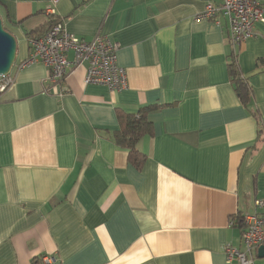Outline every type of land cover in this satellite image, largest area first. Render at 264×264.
<instances>
[{"label":"crops","instance_id":"obj_1","mask_svg":"<svg viewBox=\"0 0 264 264\" xmlns=\"http://www.w3.org/2000/svg\"><path fill=\"white\" fill-rule=\"evenodd\" d=\"M220 2L0 0L17 43L0 92V264H236L229 220L264 216V22L233 45L225 19L195 18ZM52 18L118 43L125 88L85 83L86 62L59 84L38 61L19 68ZM151 106L138 165L115 133L120 115Z\"/></svg>","mask_w":264,"mask_h":264},{"label":"built area","instance_id":"obj_2","mask_svg":"<svg viewBox=\"0 0 264 264\" xmlns=\"http://www.w3.org/2000/svg\"><path fill=\"white\" fill-rule=\"evenodd\" d=\"M56 0H53L55 3ZM264 9L259 0H222L218 5L208 3L203 11L195 15L196 19L212 21L220 25V19L227 21L230 42L238 44L253 36L256 22H264ZM29 55L18 67L23 68L36 61L49 69V81L61 83L71 69L86 62L85 83L107 86L111 90L125 88L127 76L125 70L117 63L118 43L108 37L96 35L85 41L70 34L62 23L57 22L46 33L29 38ZM72 53L69 58L68 54ZM11 83L9 73L0 76V92ZM62 92V90H61ZM264 205L256 201V206ZM242 227L240 240L243 249L226 246V259L229 263L253 264L259 246L264 245V216L253 213L241 216ZM236 217H231L230 225H235ZM54 257L44 255L42 264H52Z\"/></svg>","mask_w":264,"mask_h":264},{"label":"trees","instance_id":"obj_3","mask_svg":"<svg viewBox=\"0 0 264 264\" xmlns=\"http://www.w3.org/2000/svg\"><path fill=\"white\" fill-rule=\"evenodd\" d=\"M52 19L53 20H51V23L47 26L46 30L49 27H51V25L59 22V18L58 19L52 18ZM221 19H220V25L222 22ZM227 28H228V24H227ZM32 36H37V34H33ZM229 71L232 75V79L235 83V88L238 95L242 100L246 101L248 87L245 81H243L242 78L239 76V74H237L234 68L233 60H231L229 64ZM154 108L155 107L151 106L140 109L137 115L127 114V115L119 116L120 128L115 133V141L120 146L127 148L130 160L138 165L142 164L144 157L135 148V145L143 135L152 134V124L148 120L147 115L149 111L153 110ZM235 221L239 227H242V218L240 216L237 217Z\"/></svg>","mask_w":264,"mask_h":264},{"label":"water","instance_id":"obj_4","mask_svg":"<svg viewBox=\"0 0 264 264\" xmlns=\"http://www.w3.org/2000/svg\"><path fill=\"white\" fill-rule=\"evenodd\" d=\"M17 43L15 37L2 24L0 17V76L9 73L16 58ZM264 255L263 246L258 247V256Z\"/></svg>","mask_w":264,"mask_h":264}]
</instances>
